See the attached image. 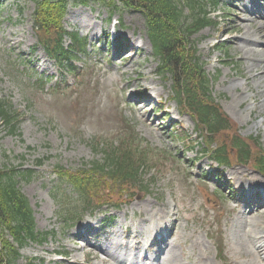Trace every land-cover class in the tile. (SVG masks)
<instances>
[{"label": "rangeland", "instance_id": "374dc122", "mask_svg": "<svg viewBox=\"0 0 264 264\" xmlns=\"http://www.w3.org/2000/svg\"><path fill=\"white\" fill-rule=\"evenodd\" d=\"M244 6L249 12L238 10ZM35 9L36 4L31 0H4L0 8V101L9 100L21 115L18 134H9L0 119V168L7 165V154L18 169L23 166L22 169L34 172L33 179L21 183V189L33 208L38 230L50 233L43 245L29 244L22 251L19 264L29 261L62 264L61 258L48 252L49 249L67 253L66 259L72 264L71 250L76 239L73 232L88 219L95 230L101 229L86 235L94 244L109 246L117 234V252L129 255V245H136L135 240L126 237L125 229L130 228L138 231L137 241L143 246L150 245L156 234L142 233L147 229L141 222L145 213L140 204L149 201L156 206V194L177 213L179 226L174 245L181 246L185 256L190 254V244L186 241L197 231L207 241L206 253L211 258L220 260L223 256L236 259L239 264L246 260H249L247 264H264V254L259 260L238 255L239 225L243 224L236 222L241 209L247 214L257 211L264 195L261 198L250 195L247 183L241 187L232 171L241 169L263 179L264 175L253 170L251 164L228 167L221 175L207 153L196 120L181 114L175 101L170 100L167 105L165 92L161 97L154 96L144 117L137 105L143 100L140 94L124 89L128 76H135L132 70L121 75L123 69H132L138 63L147 65L150 61L158 68L160 65L145 17L120 4L111 7L97 1L87 6L72 5L65 27L87 38L89 50L80 56L69 52L74 63L68 62L65 66L53 61L43 47L37 48ZM206 10L212 14L215 24L194 36L192 42L197 45V55L206 64L212 79V94L237 124L240 134L258 139L264 149V96L258 97L264 91L258 88L264 84V78L253 77L264 71V0H221L218 7L209 4ZM184 16L191 18L188 11ZM87 17L96 20L98 29L82 26L80 20ZM135 27L141 34L133 35ZM132 38L135 44H131ZM242 38L252 42L243 43ZM143 40L145 47L141 45ZM236 40L238 44L233 45ZM120 42L129 45L121 49ZM72 45L67 38L66 47L72 48ZM72 65L77 68L74 72ZM164 75L169 78L168 87L173 86L172 75ZM142 83L150 82L143 80ZM237 92H242V105L234 103ZM174 93L172 90L171 95ZM166 106L170 107L169 115L161 113ZM254 108L257 111L252 113ZM124 124L132 127L151 149L164 152L166 161L158 167L159 172L153 171L144 177L143 186L130 189L131 201L121 210L105 207L84 213L71 223L72 214L83 210L86 204L72 188L61 186L55 176L56 165L80 169L84 164L100 160L101 156L93 151L94 144L111 143ZM61 189L69 197L67 202L60 201ZM258 217L264 219V214ZM219 237L224 243L223 255L219 253ZM75 256L85 264L82 253Z\"/></svg>", "mask_w": 264, "mask_h": 264}, {"label": "trees", "instance_id": "16d2710c", "mask_svg": "<svg viewBox=\"0 0 264 264\" xmlns=\"http://www.w3.org/2000/svg\"><path fill=\"white\" fill-rule=\"evenodd\" d=\"M31 1L36 4L34 23L39 42L52 58L61 63L71 61L70 51L76 55L85 52L88 44L87 39L71 34L73 46L70 51L65 46L70 33L64 26V19L73 2L82 5L92 1L110 6L120 4L141 13L146 19L148 35L162 72L172 75L181 107L198 122L214 160L221 167L230 164L233 158L251 164L264 174V149L258 140L241 136L237 125L214 99L211 78L191 41L193 36L214 24L212 14L206 8L209 4L218 7L220 0ZM185 11L191 14L189 20L184 16ZM0 119L9 134L19 133L21 115L9 100L0 101ZM102 146L105 145L100 141L94 151L103 155L104 163H92L89 171L73 172L56 166V175L63 182L71 183L84 203L96 200L102 187L109 193L112 184L130 186L138 182L144 168L153 169L162 162V153L144 148L130 129L123 130L116 150L112 143L111 150L99 152L98 148ZM5 156L7 165L0 168V264H18L22 249L31 242L44 243L49 235L37 230L30 201L20 188L23 180L29 181L33 177V172L16 168L11 164L10 156Z\"/></svg>", "mask_w": 264, "mask_h": 264}, {"label": "bare ground", "instance_id": "6f19581e", "mask_svg": "<svg viewBox=\"0 0 264 264\" xmlns=\"http://www.w3.org/2000/svg\"><path fill=\"white\" fill-rule=\"evenodd\" d=\"M238 10L249 12L248 8L245 6L244 9ZM118 19H120V17L117 18V20ZM80 23L85 29H98V25L94 18H83L80 20ZM100 30L104 31L102 28H100ZM115 30H117V28H115ZM137 32L138 34H141L135 27L133 35ZM140 38H142L141 35ZM140 38L139 40H141ZM242 40L243 43L252 42L248 38H242ZM242 40H238V42L241 43ZM135 43L136 40L132 38L131 44ZM232 44L237 45V40L236 42L233 41ZM251 44L254 45L253 43ZM141 45L142 47L146 46L144 40L141 41ZM129 70H132L135 77L131 78L128 76V82L125 84L124 89L133 93H144L142 97L143 100L137 103L142 116L145 117L146 109L154 101V96L161 97L162 93L165 92L167 94V101L172 96L171 91L173 90V87H168L166 77L162 75L156 78V76L159 75L160 70L154 65L153 61L148 62L147 65H144L143 63H138L135 66L132 65V69H123L120 73L123 75ZM142 70H145V72ZM253 77H258L262 80V78H264V71ZM143 80L149 81L150 83L144 84L142 83ZM109 81L114 82L112 79ZM237 85H239V83ZM157 86H159V88H157ZM258 88L264 90V84H260ZM263 96L264 91L258 94V97L261 99ZM234 103L238 105L243 104L242 92H237ZM176 107H178L177 103ZM167 108L170 109L168 106ZM254 111L257 110L254 108L252 109V113ZM231 116H233V114H231ZM194 130L195 127L193 131ZM199 169H201V166ZM232 175L240 181L241 187H244V182L247 183V189L249 190L250 195H258L259 198L262 197L261 195H264L263 178L249 174L247 171H242L241 169H234ZM206 184L209 183L206 182ZM154 199L157 201L156 206L154 207L149 201L140 204L145 213V217L141 219V222L147 229L146 231H142L143 234L145 233L147 236L160 234L157 241H153L148 247L143 246L141 241H137L138 231L126 228V237H129L130 241L135 240L136 245L134 247L129 245L131 251L129 255L123 254L117 252V243L115 239L117 234L113 235V239H111L108 244L109 246L92 243L90 241L91 238L86 235L92 233V231L93 233L101 232V229L95 230V226L91 225V220L88 219L82 227H79L73 232L76 239L74 240L75 246L71 250L72 254H74L72 264H81L80 260L75 256L78 253L83 254L87 264H239L236 259L230 257H224L220 260L217 258H211V256L206 253L209 249L207 241L203 239L197 231L192 233L186 241L190 244V254L185 256L181 246H179L180 248H177L176 245H174V238L179 226L177 213L163 201L160 195L156 194ZM254 202H257V200ZM258 214H264V200L257 211H252L247 214L245 209H241L236 222L243 224L239 225L240 230L238 240L240 241V244L238 245V255L254 256L259 260L264 254V219L259 218ZM247 221H249V223H247ZM156 246H158V248L155 250ZM234 246H237V243L234 242ZM143 251H148L149 253L142 256L141 254ZM48 252L55 253L57 250L49 249ZM101 255L103 256L102 259L100 257ZM139 259L141 260V263H139ZM247 262H249V260H246L244 264H247ZM62 264L71 263L66 260L63 261Z\"/></svg>", "mask_w": 264, "mask_h": 264}]
</instances>
